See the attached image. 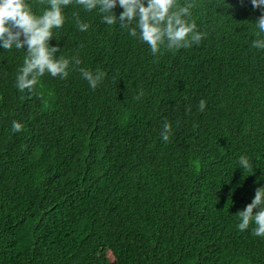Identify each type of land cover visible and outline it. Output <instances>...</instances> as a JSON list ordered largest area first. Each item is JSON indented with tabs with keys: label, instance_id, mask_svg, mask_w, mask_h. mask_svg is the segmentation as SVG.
Segmentation results:
<instances>
[{
	"label": "trees",
	"instance_id": "1",
	"mask_svg": "<svg viewBox=\"0 0 264 264\" xmlns=\"http://www.w3.org/2000/svg\"><path fill=\"white\" fill-rule=\"evenodd\" d=\"M195 2L206 36L158 58L97 10L64 8L49 44L105 72L95 90L71 70L20 92L26 46L0 47V264H264V237L236 215L264 186V50L251 46L261 12Z\"/></svg>",
	"mask_w": 264,
	"mask_h": 264
},
{
	"label": "clouds",
	"instance_id": "2",
	"mask_svg": "<svg viewBox=\"0 0 264 264\" xmlns=\"http://www.w3.org/2000/svg\"><path fill=\"white\" fill-rule=\"evenodd\" d=\"M242 7L257 9L261 15L255 22L256 38L252 47L264 50V0H241ZM75 4L86 12L97 10L101 14V22L109 26L118 25L128 34L146 43L153 56L161 49L177 51L199 44L206 33L197 31L192 19V9L199 5L195 0H185L181 5L178 0H37V7L44 6L40 14L34 13L26 0H0V47L6 51L25 49L23 64L16 76V87L20 92H32L38 81L46 73L52 77L67 79L71 70H78L89 87L95 90L104 80L106 73L100 69L93 72L80 67L79 55L66 57L61 53L59 45L50 46L54 38L53 29H60L65 24L63 9ZM117 5L123 11L116 15ZM74 24L79 32H87L90 24L81 20L79 12L72 14ZM82 48L83 45L81 44ZM71 65V68H70ZM143 95L141 89L134 99ZM206 101L199 102V110L205 109ZM171 124L165 121L161 130L162 139L167 142L171 134ZM11 130L18 133L23 125L12 121ZM243 172H253L252 164L246 156L238 160ZM254 209H258L254 213ZM240 220L237 225L240 231L254 224L252 235L264 237V186L257 187L252 202L244 210L236 214Z\"/></svg>",
	"mask_w": 264,
	"mask_h": 264
}]
</instances>
